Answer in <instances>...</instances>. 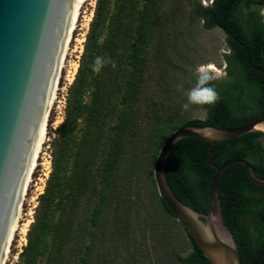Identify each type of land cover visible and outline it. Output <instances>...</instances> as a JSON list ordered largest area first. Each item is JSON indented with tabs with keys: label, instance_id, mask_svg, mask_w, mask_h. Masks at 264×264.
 <instances>
[{
	"label": "trees",
	"instance_id": "trees-1",
	"mask_svg": "<svg viewBox=\"0 0 264 264\" xmlns=\"http://www.w3.org/2000/svg\"><path fill=\"white\" fill-rule=\"evenodd\" d=\"M169 1L96 0L67 89L63 121L51 132V170L17 264H117L118 241L132 264H146L150 255L156 264H210L159 197L154 162L168 135L179 127L231 129L264 118V75L248 72V52L232 39L253 45L257 37L262 43L254 44L253 51L260 53L264 25L252 8L264 0H220L216 14L218 0L209 6L171 0L173 23L177 15L186 19L183 8L190 6L189 22L201 18L206 29L220 25L231 33L227 44L232 53L225 55L224 79L211 82L219 100L214 106L199 105L205 119L160 114L150 103L141 120L150 62L159 69L170 60L163 12ZM98 56L111 62L94 72ZM198 75H191L194 82ZM262 137L250 133L214 144L193 137L180 140L166 162L173 193L203 214L209 209L212 165L243 159L264 179ZM218 197L243 264H264V187L248 179L244 166L234 164L220 175ZM130 245L140 253H132Z\"/></svg>",
	"mask_w": 264,
	"mask_h": 264
},
{
	"label": "water",
	"instance_id": "water-1",
	"mask_svg": "<svg viewBox=\"0 0 264 264\" xmlns=\"http://www.w3.org/2000/svg\"><path fill=\"white\" fill-rule=\"evenodd\" d=\"M78 0H0V264L9 240ZM215 14L218 10V4ZM264 52V49H263ZM262 133L264 118L231 128L182 126L162 144L153 168L159 197L210 264H243L234 236L225 224L218 182L234 164L264 187L248 161L212 165L215 174L207 213L184 205L173 193L166 162L171 148L193 137L211 144Z\"/></svg>",
	"mask_w": 264,
	"mask_h": 264
},
{
	"label": "rangeland",
	"instance_id": "rangeland-1",
	"mask_svg": "<svg viewBox=\"0 0 264 264\" xmlns=\"http://www.w3.org/2000/svg\"><path fill=\"white\" fill-rule=\"evenodd\" d=\"M171 1V0H170ZM164 5L163 12H166L164 21V32L167 41H171L168 48L170 60L156 67V62H150L148 67L143 94L140 103L141 120L144 118L143 112L147 111L150 103H155L160 114L171 113L174 116L182 115L185 121L193 119H205L206 111L199 105L190 104L188 93L196 87L191 75L198 74V68L206 65H214L218 73H214L217 79L222 80L226 75L225 55L229 49L226 43V36L219 28L206 29L204 21L196 19L189 22L191 7L183 8L185 13L182 18L177 15L176 22L171 21V2ZM203 6L211 5L213 0H197ZM96 0H86L81 7L79 17L75 22L67 50L64 55L63 67L60 70L56 97L50 107L46 121V136L40 153L36 160V166L30 175L20 204L19 227L15 231L9 246L8 258L5 264H17L18 255L26 244V234L33 221L34 209L37 206L38 196L43 192L46 179L51 170V133L62 121L64 117L65 98L69 85L73 82L77 72L80 56L83 51V43L88 32L89 23L93 17ZM263 19H264V14ZM175 21V20H173ZM189 104L187 110L184 104ZM27 224V226H26ZM27 230L23 233L22 230ZM139 234V231L137 230ZM135 234V233H134ZM139 236H136V240ZM117 249L115 260L117 264H132L128 260V255L124 251V245L118 241L115 245ZM131 252L140 253L139 247L130 245ZM122 257H125L123 259ZM146 260V264H156L153 256ZM122 258V259H121ZM142 260H138L141 263ZM102 264V263H101Z\"/></svg>",
	"mask_w": 264,
	"mask_h": 264
},
{
	"label": "clouds",
	"instance_id": "clouds-1",
	"mask_svg": "<svg viewBox=\"0 0 264 264\" xmlns=\"http://www.w3.org/2000/svg\"><path fill=\"white\" fill-rule=\"evenodd\" d=\"M111 61L103 58L96 57L93 71L99 72L103 66L110 63ZM112 67L115 68L116 65L112 62ZM219 70L215 68L214 65H206L198 68L199 75L197 76L196 87L191 89L188 93V101L193 105H208L214 106L219 100V94L216 89L211 86V82L216 78L214 73H218ZM185 110L189 107V104H184Z\"/></svg>",
	"mask_w": 264,
	"mask_h": 264
},
{
	"label": "bare ground",
	"instance_id": "bare-ground-1",
	"mask_svg": "<svg viewBox=\"0 0 264 264\" xmlns=\"http://www.w3.org/2000/svg\"><path fill=\"white\" fill-rule=\"evenodd\" d=\"M85 1L86 0H78L77 5H76V9H75L74 16H73V19H72V23H71V26H70V30H69V33H68L66 44H65V47H64V50H63V54H62V57H61V61H60V64H59V68H58L57 75H56V78H55V82H54V85H53V89H52V92H51L49 103H48V106H47V113H46V115L44 117V120H43L41 131H40V134H39V137H38V141H37V144H36V148H35L34 155H33V158H32V162H31V165H30V169H29V172H28L26 183H25V186H24L22 198H23L26 186H27L28 182L30 181V175H31V173L33 172V170H34V168L36 166V160H37L38 154L40 153L42 145H43V143L45 141L44 139H45V136H46V129L45 128H46L47 116H48L50 107L53 104V102L55 100V97H56L55 95H56V89H57V82H58V77H59L60 70L63 67L64 55H65V52L67 50V46H68V42L70 40L71 32H72L73 28L75 27V22L77 21V18L79 17V14H80L79 12L81 10L82 4ZM20 204H22L21 201H20ZM20 204H19V207H18V211H17L16 217H15V221H14V224H13L10 236H9V240H8V243H7V246H6L2 261H1V264H5V262H6L7 258H8L9 246H10L11 240L13 238V235H14L15 231L19 227V219H20V211H21L20 210ZM26 226H27V224H26ZM26 231L27 230H25V229L22 230L23 233H26Z\"/></svg>",
	"mask_w": 264,
	"mask_h": 264
},
{
	"label": "flooded vegetation",
	"instance_id": "flooded-vegetation-1",
	"mask_svg": "<svg viewBox=\"0 0 264 264\" xmlns=\"http://www.w3.org/2000/svg\"><path fill=\"white\" fill-rule=\"evenodd\" d=\"M253 10L255 9L257 11V15L261 18V22L264 25V19H263V15L264 14V5L261 4H255L254 7L252 8ZM243 18L246 19L247 18V13L245 12V10L243 9ZM215 28H219L221 31H223V33L226 36V43H227V37H230L231 33H227L225 31V29L218 25ZM233 36V35H232ZM233 41L242 49V50H246L248 52V56L246 59V62L248 63L247 66V70L251 75H254V73H258V77H262V75H264V44L261 47L260 53H257L256 51H253V49H256V46L254 44L257 43V45H260L262 42L260 39H258L257 37H254L253 39V45H249V43H244L242 40H238L237 38L233 37L232 38ZM227 47L229 49V53H232L231 48L229 47V45L227 44Z\"/></svg>",
	"mask_w": 264,
	"mask_h": 264
}]
</instances>
